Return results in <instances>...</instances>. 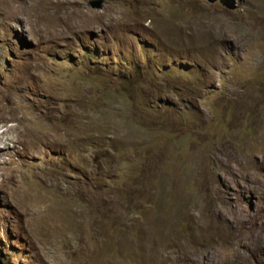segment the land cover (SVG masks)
Instances as JSON below:
<instances>
[{
    "label": "rangeland",
    "instance_id": "rangeland-1",
    "mask_svg": "<svg viewBox=\"0 0 264 264\" xmlns=\"http://www.w3.org/2000/svg\"><path fill=\"white\" fill-rule=\"evenodd\" d=\"M89 1L0 0V264H264V0Z\"/></svg>",
    "mask_w": 264,
    "mask_h": 264
},
{
    "label": "bare ground",
    "instance_id": "bare-ground-1",
    "mask_svg": "<svg viewBox=\"0 0 264 264\" xmlns=\"http://www.w3.org/2000/svg\"><path fill=\"white\" fill-rule=\"evenodd\" d=\"M36 65V64H35ZM31 66V65H30ZM38 66H39V64H38ZM35 67V66H34ZM43 67H45V66H43ZM39 68H40V66H39ZM34 69V68H33ZM42 70H43V68H42ZM40 71V70H39ZM33 121V120H32ZM32 125V124H31ZM30 125V126H31ZM31 128V127H30ZM30 128H28L27 129V133L29 134V135H31V129ZM34 130H35V128H34ZM34 133V132H33ZM34 134H32L31 136H33ZM4 139H5V136H4V133H2V134H0V142H2L3 143V146L1 147L2 149L0 150V164H7V165H9V166H13V164H12V160L11 159H7V160H5V159H2V156L4 155V154H7V151H8V149H7V147H6V145H5V142H4ZM35 149H37V147H36V141L35 142H33V146H32V148L29 150V151H27L26 153H23L22 154V156H24L25 158H26V160L28 161V163L29 162H31L32 163V161H33V159H32V150H33V152H34V150ZM17 164H19V162L17 163ZM2 167V166H1ZM12 169H10V171H11ZM14 170V169H13ZM19 170V169H18ZM17 170V171H18ZM9 171V170H8ZM13 172V171H12ZM15 176H16V174H15ZM14 177V175L11 173V172H8V174L6 173V176H4V178L6 179V180H10V179H12ZM16 179V178H15ZM15 181V180H14ZM5 182V181H4ZM16 183V182H15ZM17 184H18V182H17ZM19 186V184L17 185V187ZM17 187H15V189H19L20 190V188H17ZM18 191V190H17Z\"/></svg>",
    "mask_w": 264,
    "mask_h": 264
},
{
    "label": "water",
    "instance_id": "water-1",
    "mask_svg": "<svg viewBox=\"0 0 264 264\" xmlns=\"http://www.w3.org/2000/svg\"><path fill=\"white\" fill-rule=\"evenodd\" d=\"M103 0H90L88 2L89 6L92 9H100L103 6Z\"/></svg>",
    "mask_w": 264,
    "mask_h": 264
}]
</instances>
